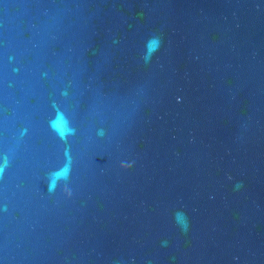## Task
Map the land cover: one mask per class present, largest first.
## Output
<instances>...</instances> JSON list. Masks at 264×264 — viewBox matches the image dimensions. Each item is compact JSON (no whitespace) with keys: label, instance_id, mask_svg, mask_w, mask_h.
<instances>
[{"label":"water","instance_id":"water-1","mask_svg":"<svg viewBox=\"0 0 264 264\" xmlns=\"http://www.w3.org/2000/svg\"><path fill=\"white\" fill-rule=\"evenodd\" d=\"M0 264H264V0H0Z\"/></svg>","mask_w":264,"mask_h":264},{"label":"clouds","instance_id":"clouds-1","mask_svg":"<svg viewBox=\"0 0 264 264\" xmlns=\"http://www.w3.org/2000/svg\"><path fill=\"white\" fill-rule=\"evenodd\" d=\"M157 44H158V40L157 39L153 38L152 40H150L148 42V46L150 48V51H154L156 47H153V45L157 46Z\"/></svg>","mask_w":264,"mask_h":264}]
</instances>
